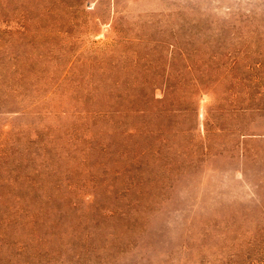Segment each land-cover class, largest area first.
Returning <instances> with one entry per match:
<instances>
[{"label":"rangeland","instance_id":"1","mask_svg":"<svg viewBox=\"0 0 264 264\" xmlns=\"http://www.w3.org/2000/svg\"><path fill=\"white\" fill-rule=\"evenodd\" d=\"M0 264H264V0H0Z\"/></svg>","mask_w":264,"mask_h":264}]
</instances>
